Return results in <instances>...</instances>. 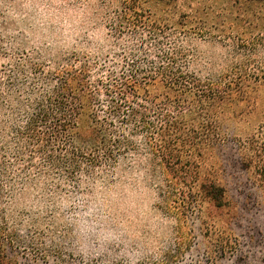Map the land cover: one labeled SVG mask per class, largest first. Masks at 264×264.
Returning <instances> with one entry per match:
<instances>
[{"label":"trees","instance_id":"16d2710c","mask_svg":"<svg viewBox=\"0 0 264 264\" xmlns=\"http://www.w3.org/2000/svg\"><path fill=\"white\" fill-rule=\"evenodd\" d=\"M116 1L114 38L105 55L20 48L6 35L0 13L4 213L29 186L77 189L84 179H105L128 162L157 173L167 202L177 195L195 199L214 224L236 218L241 194L232 197L224 181L230 161L222 150L234 144L225 123L250 113L262 101L261 91L246 74L196 65L191 42L180 35L190 22L160 18L152 9L171 0ZM247 1L264 7V0ZM234 145L247 180L264 200L262 132ZM5 226L0 264H12L8 219Z\"/></svg>","mask_w":264,"mask_h":264},{"label":"rangeland","instance_id":"374dc122","mask_svg":"<svg viewBox=\"0 0 264 264\" xmlns=\"http://www.w3.org/2000/svg\"><path fill=\"white\" fill-rule=\"evenodd\" d=\"M116 6V0H0V13L15 46L83 57L110 49ZM152 9L160 18L190 22L180 35L191 42L199 68L246 74L261 91L255 109L225 123L231 142L254 132L264 136V7L247 0H171ZM234 144L222 156L230 161L224 176L230 194L237 200L241 194L236 218L214 224L195 199L177 195L167 202L156 172L125 162L77 189L29 186L6 214L2 199L0 238L8 233L7 219L13 238L9 262L264 264V200L247 180Z\"/></svg>","mask_w":264,"mask_h":264}]
</instances>
